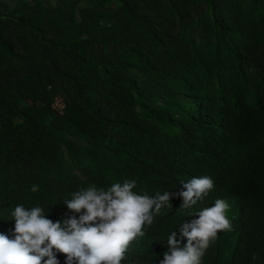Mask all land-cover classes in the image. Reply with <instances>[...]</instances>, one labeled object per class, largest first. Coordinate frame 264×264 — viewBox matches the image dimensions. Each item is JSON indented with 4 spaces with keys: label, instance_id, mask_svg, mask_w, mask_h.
<instances>
[{
    "label": "trees",
    "instance_id": "16d2710c",
    "mask_svg": "<svg viewBox=\"0 0 264 264\" xmlns=\"http://www.w3.org/2000/svg\"><path fill=\"white\" fill-rule=\"evenodd\" d=\"M205 175L214 188L190 208L174 195L121 264H159L169 234L218 198L232 227L202 264H264V0H17L0 12V233L18 204L62 221L63 200L91 184L134 179L155 196Z\"/></svg>",
    "mask_w": 264,
    "mask_h": 264
},
{
    "label": "clouds",
    "instance_id": "9594fccd",
    "mask_svg": "<svg viewBox=\"0 0 264 264\" xmlns=\"http://www.w3.org/2000/svg\"><path fill=\"white\" fill-rule=\"evenodd\" d=\"M181 185L178 193L149 196L134 191V179L107 188L91 184L63 200L73 214L62 221L47 218L41 206L18 204L10 213L15 221L11 236L0 233V264H60L57 253L65 255V264H121L131 242L144 236L145 225L171 206L174 195L182 198L181 208H190L214 188V181L205 175ZM31 191H38V186L32 185ZM228 208V202L218 198L200 210L197 219L182 223L179 239L175 231L169 234L168 250L159 264H202L218 232L231 230Z\"/></svg>",
    "mask_w": 264,
    "mask_h": 264
},
{
    "label": "rangeland",
    "instance_id": "374dc122",
    "mask_svg": "<svg viewBox=\"0 0 264 264\" xmlns=\"http://www.w3.org/2000/svg\"><path fill=\"white\" fill-rule=\"evenodd\" d=\"M17 0H0V12L8 11Z\"/></svg>",
    "mask_w": 264,
    "mask_h": 264
}]
</instances>
